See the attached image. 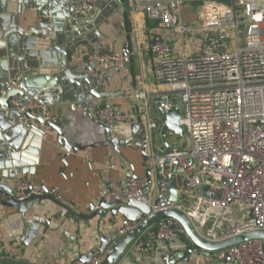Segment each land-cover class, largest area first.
<instances>
[{"label":"built area","instance_id":"obj_1","mask_svg":"<svg viewBox=\"0 0 264 264\" xmlns=\"http://www.w3.org/2000/svg\"><path fill=\"white\" fill-rule=\"evenodd\" d=\"M97 2H78L73 18L94 13ZM144 9L149 19L185 41L190 29L183 24L182 0H145ZM199 29L208 37L196 54L185 46L181 54H175L163 39L150 46L154 87H135L129 96L133 110L98 105L96 119L101 124L144 123L146 165L154 177L149 182L126 172L120 182L103 186L97 198L109 204L125 205L129 200L147 204L150 213L142 214V220L159 212L178 211L200 238L217 243L264 231V0H232V6L204 0ZM138 55L140 50L119 56L93 49L85 55V66L110 81V68L115 72L126 69ZM153 104L164 111H181V125L189 140L186 147H181L182 138L175 145L169 143L165 151L156 148L160 124L152 118ZM8 110L18 112L24 127L32 122L31 108L23 101L13 98ZM42 118L41 138L53 131L46 123L58 124L45 109ZM167 137L177 136L169 133ZM172 188L176 201L170 200ZM12 189L19 202L45 195V188L28 177L14 180ZM137 225L122 218L116 235L123 237ZM182 235L184 229L174 219H161L145 230L123 262L164 264V256L186 251ZM263 244L250 241L214 255L221 261L228 257L233 264H264ZM104 257L96 249L89 261L72 264H101ZM0 260L20 264L22 255L19 249L0 242Z\"/></svg>","mask_w":264,"mask_h":264},{"label":"crops","instance_id":"obj_2","mask_svg":"<svg viewBox=\"0 0 264 264\" xmlns=\"http://www.w3.org/2000/svg\"><path fill=\"white\" fill-rule=\"evenodd\" d=\"M203 1L182 0L183 24L193 34L191 43L187 45L186 40L179 43L175 31L167 30L158 21L148 18L144 9L145 0H128V4L126 0H98L95 13L75 27L74 32L77 37L86 33L84 40L87 43L96 38L99 40L95 44L82 47L73 57L74 65L85 66V55L90 52L91 47L119 56L140 50V55L135 57V61H131L130 68L117 72L110 68V81H106L103 76L99 77L103 90L113 94V97L90 103H81L74 99L64 100L60 97L61 102L44 108L62 124L67 141L83 150L67 153L54 130L47 137L41 138L36 133H31L27 138L14 135L10 126L6 133L13 141H19L21 150L16 151L25 162L20 169L27 173L18 174L14 180L28 177L49 191H55L57 200L63 205L79 214H87L90 205L98 203L97 197L102 187L113 181L120 182L126 172H132L141 179H152L154 176L146 165V158L140 147H124L123 144V147L116 149L112 144L100 145L107 137L102 124L96 119V111L99 104H111L121 111L133 110L129 96L135 87L153 89V56L149 48L156 40H166L175 54H181L184 46L189 53H198L201 43L208 37L207 32L199 29ZM213 1L232 6V0ZM46 6L48 4L44 0H18L15 3L0 0V9L7 8L6 14H15L17 19L21 14L20 22L24 27L32 24L30 21H38L40 10ZM68 7L70 5L67 1L66 7H59L60 12ZM109 9L112 12L106 16ZM103 15L105 17L102 19ZM25 19L30 23H25ZM96 30L98 36L95 35ZM50 87L57 88L55 84ZM57 95L59 93L55 92L49 97ZM30 108L34 117H39L40 106L37 102L33 101ZM158 108L152 105V118L160 123ZM8 120L5 119V123L12 124ZM17 122L15 119V124ZM33 123L38 126L36 119ZM132 126L113 127L112 136L121 141L134 139ZM157 134L155 145L160 151L163 149L161 131ZM167 141L170 146L179 142L176 137H167ZM14 180L10 182L11 187ZM122 218L108 215L105 225L99 218L90 222L78 221L49 200L36 203L25 213L0 205V242L20 250V264H72L73 261L80 260L82 255H89L99 248L100 234L116 236ZM34 224L37 226H31ZM189 264L233 263L226 259L218 260L214 253L206 255L201 252L199 255H192Z\"/></svg>","mask_w":264,"mask_h":264},{"label":"water","instance_id":"obj_3","mask_svg":"<svg viewBox=\"0 0 264 264\" xmlns=\"http://www.w3.org/2000/svg\"><path fill=\"white\" fill-rule=\"evenodd\" d=\"M18 0H10L15 3ZM48 7H43L39 12L38 21H30L27 27L21 25V14H6L7 6L0 9V205L3 207L15 208L21 213L42 201H51L61 208L65 209L73 215L78 221L90 222L95 218H99L104 225L108 215L114 217L121 216L127 220L138 223L137 227L123 237H109L100 234L98 239L100 245L98 250L105 253L104 260L101 264H125L123 262L131 247L143 235L145 230L152 226L155 222L164 219H174L178 225L183 227L184 235L181 236V241L186 244V251L172 252L163 257L164 264H183L190 262L191 255L195 250H198L208 255L225 251L232 247L250 241L264 242V231H256L244 233L242 235L230 238L225 241L211 243L200 238L193 230L189 220L182 213L175 210H168L153 214L142 220V214H149V206L147 204L129 200L123 205L120 202L113 204L107 203L105 200L99 201L97 204L90 205L87 214H79L71 208L63 205L57 200L55 191H49L45 188V195L32 196L24 202H19L14 198V192L10 186V182L20 175H26V171L20 169V166L25 164L20 158L16 150H21L19 141L13 139L6 133L11 126L14 130V135L27 137L31 133H36L42 137V131L39 124L43 123L42 113L44 108L53 105L55 102H61L60 97L64 100L74 99L81 103H90L98 99H107L113 97V94L106 93L102 83L99 82V75H92L91 70L86 66L74 65L73 57L78 54L82 47L95 44L98 38L87 43L84 38L86 33L76 36L74 28L78 27L81 22H85L92 14L83 19L73 18V13L77 8L78 2L82 0H44ZM67 1L70 7L64 8L60 12L59 7H66ZM113 1V0H112ZM128 4V0H126ZM57 9V10H56ZM112 10L106 11L105 15L110 14ZM95 13V12H94ZM12 15V16H11ZM105 15L101 16L103 19ZM25 23H30L28 19ZM98 23H96L97 25ZM95 35L99 33L96 30ZM94 48L91 47L90 51ZM125 53L124 56L128 55ZM136 59L133 58V61ZM128 68L131 64L127 65ZM56 85V89H50L51 85ZM59 95L50 98L53 93ZM13 98L23 101L30 106L33 101L40 106L38 112L39 117H34L32 112H28L32 122L28 127H24L19 122V114L16 110L9 111V103ZM63 102V101H62ZM160 117V131L165 151L168 147L167 136L173 133L175 136H184V130L181 125V111L171 110L164 111L158 108ZM7 117L12 124H6ZM15 119L17 123L15 124ZM38 123L36 126L34 120ZM14 124V125H13ZM13 125V126H12ZM58 133V140L63 144L67 153H76L83 149L72 146L67 137L63 134V126L61 123L53 124L46 123ZM107 137L106 141L100 145L107 146L112 144L116 149L119 147H132L136 145L140 147L145 158L147 156V145L144 143L146 138V128L141 121L140 124L132 126V133L135 138L132 140L121 141L112 136L113 127L102 124ZM3 131L5 135H2ZM4 137V138H3ZM124 144V145H123ZM123 145V146H122ZM15 169V170H14ZM151 182V177L149 179ZM170 200L176 201V191L174 188L170 190ZM31 226H37L31 225ZM33 235V233H30ZM146 245L145 248H148ZM264 249V244H263ZM226 260H229L227 257ZM80 261H89V255H82ZM0 264H10L0 260Z\"/></svg>","mask_w":264,"mask_h":264},{"label":"rangeland","instance_id":"obj_4","mask_svg":"<svg viewBox=\"0 0 264 264\" xmlns=\"http://www.w3.org/2000/svg\"><path fill=\"white\" fill-rule=\"evenodd\" d=\"M177 37H178V40H180L179 43L182 44V36L181 35H178ZM192 38H193L192 32L191 31H188V33L186 34V39H185L187 45H189L191 43ZM176 138H177V140H180V137H176ZM188 142H189V140L187 138V135L184 134L181 147L182 148L186 147L187 144H188Z\"/></svg>","mask_w":264,"mask_h":264}]
</instances>
